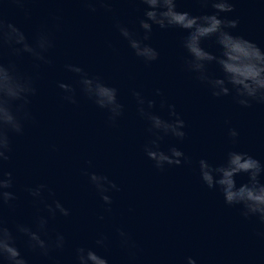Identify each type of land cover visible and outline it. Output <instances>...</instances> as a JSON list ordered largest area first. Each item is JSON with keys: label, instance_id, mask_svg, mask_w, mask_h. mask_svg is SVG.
Returning <instances> with one entry per match:
<instances>
[{"label": "water", "instance_id": "water-1", "mask_svg": "<svg viewBox=\"0 0 264 264\" xmlns=\"http://www.w3.org/2000/svg\"><path fill=\"white\" fill-rule=\"evenodd\" d=\"M233 2L235 11L220 13L222 19L239 20L229 31L264 49V0ZM0 5L30 43L44 30L53 44L46 53L50 64L34 61L27 53L11 57L33 78L37 92L28 105L33 119L24 122L22 134H10V158L3 171L12 173L8 191L16 199L0 209V216L28 264H77L79 247L94 250L108 264H187L188 257L196 264H264V224L256 217H243L240 206L226 205L220 190L209 189L199 171L201 159L219 165L230 151L246 152L264 165V103L252 101L251 107H244L233 95L213 97L186 70L183 41L188 33L182 29L153 25L144 43L156 49L158 59L145 62L136 56L117 25L142 39L139 22L147 6L140 0H111L112 11L96 4L95 12L83 0H26L22 8L0 0ZM177 10L193 16L215 11L200 0H177ZM202 46L219 55L215 37ZM66 65L99 76L118 90L124 107L114 123L106 109L82 92L80 76ZM208 71L222 76L215 63ZM60 83L75 88V104L64 99ZM135 92L144 98L146 111L174 120V106L184 120L183 140L168 135L159 142L165 152L174 146L184 153L187 159L182 157L180 165L165 164L160 170L146 155L144 146L155 136L149 132L150 122L140 115ZM149 100L155 101L151 109ZM230 129L238 132L235 143ZM93 172L117 185L119 190L105 193L111 205L104 203L86 174ZM236 180L238 185L247 183L248 176L241 174ZM41 184L46 187L40 198L26 190ZM57 200L69 210L67 217L48 213L45 206ZM41 216L48 221L41 238L52 245L47 255L31 250L27 237L16 231V225L36 231ZM118 230L136 247L122 246ZM57 234L64 237L62 248L54 246ZM101 238H106L105 246L96 244Z\"/></svg>", "mask_w": 264, "mask_h": 264}, {"label": "clouds", "instance_id": "clouds-1", "mask_svg": "<svg viewBox=\"0 0 264 264\" xmlns=\"http://www.w3.org/2000/svg\"><path fill=\"white\" fill-rule=\"evenodd\" d=\"M88 4L90 11L95 12L96 4L106 11H112L111 0H83ZM146 5L144 18L140 20V28L143 29L142 39L136 38V34L128 28L120 26V34L128 41L135 55L152 62L158 59L159 53L151 45L144 43L150 39L153 25L160 29L170 27L179 28L188 33L183 41V47L187 52L185 59L186 70L196 75V78L205 84L213 97L233 95V98L244 107H251L252 101L264 103V49L255 42L246 39L242 35H234L229 29H236L238 19L221 18L220 13L235 11L233 0H200L201 3L211 4L215 10L212 14L193 16L187 11L177 10V0H140ZM5 3L23 7L26 0H5ZM27 14V13H26ZM215 37L220 52L216 55L207 51L202 42ZM53 47L49 34L41 30L30 43L25 33L5 17L3 5H0V209L9 205L16 199L12 191V173L3 171V163L9 160L11 152L10 134L20 135L24 130V122L32 120V114L28 110L31 103L30 97L34 96L37 89L33 78L22 73L11 57H22L27 53L34 61L50 64L46 53ZM8 57L6 60L5 57ZM218 65L222 76H212L208 71V65ZM36 63L34 67H39ZM66 68L80 76L79 84L82 92L101 109L109 112V120L115 122L123 113V105L118 101V90L105 84L99 76L90 77L88 73L75 65H66ZM59 88L66 95L64 99L75 104V88L69 84L60 83ZM159 95V90H157ZM140 115L150 122L149 132L155 136L144 146V151L149 159L155 162L157 169L163 170L165 164L180 165L184 153L176 147H170L167 152L160 149V141L165 136L171 135L178 140H183L186 133L183 131L185 122L176 113L174 106H170V115L174 120H165L160 116L144 109V98L135 92ZM148 108L155 106V101H147ZM163 107V103L161 104ZM229 136L235 139L238 132L229 130ZM187 159L186 157H184ZM200 178L209 189L218 188L223 195L224 202L229 206H240L241 215L245 218L256 217L264 224V165L246 152L230 151L224 163L210 164L207 160L199 161ZM96 190L101 194L105 204L111 205V197L106 195L110 189L119 190L117 185L105 175L86 173ZM246 174L247 183L237 184L236 177ZM46 186L41 184L35 188L26 189L30 195L36 198ZM50 216L55 217L57 212L67 217L70 213L60 201H54V206H45ZM110 210V209H109ZM47 219L37 218V230L24 225H16V231L27 237V246L33 250H40L47 255L52 245L41 238V233L46 232ZM122 246L133 249L135 242L127 233L118 230ZM106 238L96 241L98 246H105ZM64 237L57 234L56 248H62ZM77 264H108V260L98 255L90 248L79 247L76 249ZM0 261L4 264H28L27 259L17 247V238L13 231L5 225L0 216ZM187 264H196L192 257L187 258Z\"/></svg>", "mask_w": 264, "mask_h": 264}]
</instances>
